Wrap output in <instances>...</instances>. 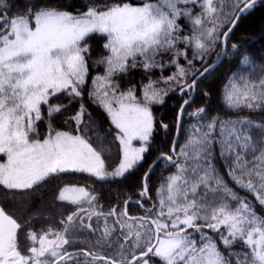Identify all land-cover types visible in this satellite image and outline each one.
<instances>
[{
	"label": "snow or ice",
	"instance_id": "obj_1",
	"mask_svg": "<svg viewBox=\"0 0 264 264\" xmlns=\"http://www.w3.org/2000/svg\"><path fill=\"white\" fill-rule=\"evenodd\" d=\"M256 4L0 0V264H264Z\"/></svg>",
	"mask_w": 264,
	"mask_h": 264
},
{
	"label": "trees",
	"instance_id": "obj_2",
	"mask_svg": "<svg viewBox=\"0 0 264 264\" xmlns=\"http://www.w3.org/2000/svg\"><path fill=\"white\" fill-rule=\"evenodd\" d=\"M72 3L78 4L79 0H72ZM232 41L239 43L241 51H246L248 55L255 62H257V64L264 63V0L258 1L253 9L243 14L238 23V27L236 28L235 33L232 36ZM230 70H239L241 72H247L250 69L244 66L238 67L236 58L233 57L229 52V54L226 55L222 63L216 68L215 72L208 77V79L205 81V84H210L214 80H218ZM201 102V98L197 96L195 103L201 104ZM179 103H181L180 96L173 93L170 94V97L167 99L166 104L161 106L158 110V115L162 116L164 121L169 123L170 128L172 127L174 114ZM213 104H215V97L213 98ZM184 119L185 121H187L188 117L185 116ZM173 131H170L167 136H157L156 147L167 149L168 141L171 140ZM154 152L155 149H153L152 154H146V159L149 162L154 159ZM159 171L160 169L159 167H157V175L159 174ZM137 175H139V173ZM153 180H155V176L153 177ZM132 190L134 191L135 189ZM127 191L128 189L124 188L123 186L113 187L111 189V193L108 194V190L105 189L106 194L104 196V201L112 200L113 202H115V198L118 192L123 195ZM133 211H136V209H133Z\"/></svg>",
	"mask_w": 264,
	"mask_h": 264
},
{
	"label": "water",
	"instance_id": "obj_3",
	"mask_svg": "<svg viewBox=\"0 0 264 264\" xmlns=\"http://www.w3.org/2000/svg\"><path fill=\"white\" fill-rule=\"evenodd\" d=\"M257 1H259V0H257ZM242 15H243V14H242ZM242 15H241V17H242ZM240 19H241V18H240ZM239 21H240V20H239ZM238 23H239V22H238ZM224 58H225V57H224ZM224 58H223V59H224ZM219 65H220V64H219ZM219 65H218V66H219Z\"/></svg>",
	"mask_w": 264,
	"mask_h": 264
},
{
	"label": "bare ground",
	"instance_id": "obj_4",
	"mask_svg": "<svg viewBox=\"0 0 264 264\" xmlns=\"http://www.w3.org/2000/svg\"><path fill=\"white\" fill-rule=\"evenodd\" d=\"M222 63V62H221Z\"/></svg>",
	"mask_w": 264,
	"mask_h": 264
}]
</instances>
